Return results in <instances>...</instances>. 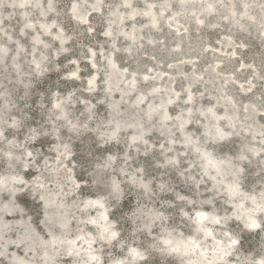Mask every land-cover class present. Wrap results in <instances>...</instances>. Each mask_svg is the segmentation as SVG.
<instances>
[{
  "label": "rangeland",
  "instance_id": "rangeland-1",
  "mask_svg": "<svg viewBox=\"0 0 264 264\" xmlns=\"http://www.w3.org/2000/svg\"><path fill=\"white\" fill-rule=\"evenodd\" d=\"M123 1L124 0H104V10L107 12L108 9L113 7V4L114 6L118 5L120 10L124 9L122 6ZM159 1L162 0H157V2ZM71 2L72 0H56V12L48 16L49 20L56 19L57 23L69 36L70 39L67 44L69 51L53 58V54H55L59 48L52 38L42 36L44 40L49 43L50 48L47 70L43 75H37L31 66L33 65V63L30 62L32 47L29 40L32 32L26 29L25 35L20 33L23 22L20 20L18 14H14L13 16L10 15L8 19L3 21L5 27L11 30L13 29L12 34L14 43L11 42L9 45L10 53H14V44L17 41L25 46V51L21 58L24 64L22 69L23 77L21 76L22 79L20 82L16 81V73L11 69L9 61H7V68L5 70L0 67V80L2 81L0 93L4 90H9L13 101L9 113L10 115H8V121H19V127L17 129H11L9 124L8 127L5 128V142H0V148H3L5 153V149L7 147L10 149L12 146L6 141L15 137L17 140L16 143H14L15 146L11 147L13 150L10 149L14 152L11 157L21 154L23 149L17 146L23 144L26 148L29 147L35 159L31 162H26L34 170L32 172L22 173L21 167L13 166L16 169V173L18 172L17 174L21 176L24 182L23 184L28 183V187L21 191L18 190L16 193L18 196L14 201L9 195L13 187L7 188L9 185L6 186V189L1 191L0 206L3 203L11 201L10 205L16 210L14 211L16 215L18 216V213L25 215L23 220H27L29 223L31 222L30 225L34 227L37 233L36 237H40L44 241H47L49 237L47 227L51 228L55 234L59 233L58 228L47 224V220L44 217V212H46L48 205H41L37 198L41 193L40 191L47 190L50 192L49 196H47L48 199L57 198L56 201L51 202V204L49 203V206L53 205L54 209L58 210L57 208L60 206L58 204V198L65 199L64 203L66 204H63L62 208H66L67 211L59 214L55 213L57 211L54 210L52 211V215L55 219L63 218L62 215H66L68 218L71 217L69 218L71 231L66 234V240L76 238L80 233H84L86 236H89V233H91L93 236H96L97 228L92 229L86 221L92 218L93 214L97 216L99 212H96L92 207L88 209L82 207V203L88 197L105 196L108 191L109 180L115 177L117 181L123 182L121 183V187L124 189V195L119 201L109 200L106 203L109 212L108 218L115 223V227L120 233L119 239L117 243L107 246L101 244L98 240L93 244L95 252L101 254V261H103L104 264H108L110 258L114 260H128V249L134 245H136L140 251L144 252L147 264H190L185 258L173 257L162 248L167 246L164 244L165 239H163V230L167 228L174 234L183 237H188L190 235L195 236L196 226L189 217L194 214L196 209L204 208L208 211H213L215 209L220 216L227 215L231 217L227 223L226 230L230 235L237 238V245H239L240 248H238L237 254L234 253V255L236 259H243L241 260V264H249L251 260L264 256V226L261 227L263 231L260 233H252L246 231L244 224L237 221L235 216L231 213V208L236 203L231 204L228 200L232 198H229L226 190L227 184L225 182H223V184H212L214 186L213 190L211 189L210 180L205 178L200 171L198 162L201 161L197 155H195L196 153L191 152L190 149L183 152L184 146L181 143L182 138L178 135L179 132L175 126L171 127L174 131L173 137L175 140V142H173V152L167 150V145L170 144L171 141H168L165 136L159 134L157 130L147 135L146 141L143 142L138 149H133L128 145L129 132H119V140L115 142L109 140V138L105 136V133L109 131V124L107 123L109 119V100L106 98L104 92L103 79L106 77L104 57L109 56L111 53V43L106 39L104 33L105 25L107 24V15L106 13L105 15H95L91 12L88 17L89 21L86 23L87 26L81 25L74 21L69 15ZM84 5L90 7V0H87ZM135 5L136 8L140 10L143 9V4L137 0L135 1ZM0 9L4 12H8L6 7H1ZM237 9L240 10L239 5H237ZM31 14V19L39 26V17L35 12ZM164 21L165 19L163 18L161 30L169 38V44L166 47L171 49L173 48L177 36L181 34L177 29H183L185 26L183 24H178L179 26L177 25L178 27L175 28L164 23ZM138 24L142 25V20H139ZM89 27L92 29L91 31H88ZM53 28H56V26ZM147 28L149 27L146 26L144 30H148ZM127 29H129V25L126 26L125 30ZM188 31L194 39H197L200 35L205 38L201 51L184 53L178 57L167 56L164 50L166 47L161 45L162 41L160 39L157 40V48L152 50L144 37L142 41L145 43L141 46L143 47L142 54H140L137 59H134L125 55L124 48L126 42L121 39L122 34L114 30L113 32L119 46V49L114 53L117 63L121 68L128 67L130 71H139L135 78L139 80L138 86L140 91L143 92H147L153 86L155 80V78H151L149 75V81H143L142 78L144 73L148 72L151 74L167 71L170 69L169 64L171 62L183 60L185 63L183 68L184 73L190 71L189 64L191 65V62L196 63L199 72H202L207 65L218 63L221 81L226 78L230 79L227 85L230 87L229 92L235 97L239 104L238 111L241 114L245 112V108H243L246 105L245 102H256L260 111V113H258V118L260 123L264 125V45L259 31L253 29L250 33L233 32L232 30H228L222 23L218 27L209 24L204 28H199L196 23H192ZM232 32L235 54L229 52V49H226L224 52L221 51V46L219 44V40L224 37V35L227 36ZM144 35H146V33ZM0 41L4 42L3 36H0ZM89 49L94 50L96 53L95 59L99 68L97 91L91 95H89V92L86 91L85 88L87 78L93 73L92 68L88 65ZM138 51L139 49H137V52ZM75 59L81 69V71H79L80 78L78 81H72V79L68 78L69 71L73 70V63L71 62ZM239 66L241 69H239ZM130 71H127V75H130ZM183 75L184 74L176 75V89L180 92V101L176 106L170 109L172 119H175L176 114L186 108V102L184 101L185 93L183 92L184 83L181 78ZM27 82L29 83L28 90L25 88ZM220 84L225 86L224 83L220 82ZM250 86H252L251 89H249ZM203 89L204 87L200 85L193 88V96L196 101L194 104L198 105L200 102L207 107L211 102L209 98L205 96V93H201ZM70 94H72V99L68 107L70 110L72 109V116L77 118L81 125L87 124V128L80 125L77 128L79 129L77 134L68 132L67 129L59 123L52 111V103L55 95L58 98L65 99L68 98ZM114 98H116V96ZM63 102L67 101L63 100ZM85 104H91L93 106L94 115L91 118H88L86 114ZM2 107L3 99L0 97V109ZM216 108L219 109L218 111L221 110L219 106ZM56 119L57 124L55 123ZM194 120L189 128L192 134L200 138L204 148H213L220 157L238 155V149L241 146L240 142H243L244 139L247 140L249 144H258L257 146L264 142L262 141L261 143L257 138L253 140L248 139L244 136V132L241 130L238 132L237 130L231 134L234 138L231 143L214 147L210 141L201 135V120H199L198 117H195ZM240 123H242V120L239 124ZM55 126L59 129L58 133L60 140L64 143H70L72 151L70 155L72 161H67V163L61 167V170L58 169L59 171H57V164L60 162L57 161L56 155L58 154L56 149H62L63 145L55 146L53 143L54 137L52 134L55 131ZM223 126L227 131L229 127L226 124ZM157 127L159 128V126ZM32 129H38L40 132H47V135H40L36 141L32 143L27 139ZM162 130L166 132V130ZM148 147L151 149L149 152ZM37 152L39 153L38 158ZM171 153L177 154L176 158L179 164L173 168L164 167L162 162L168 160ZM111 154L114 156V163L109 169L107 166L105 167V165H109V162H112L109 161V159L106 160ZM260 154L264 155V150L260 151ZM8 155L9 154L5 153L2 161H0V172H10L6 169L8 166L5 164ZM25 158L27 157L25 156ZM233 159L235 162L239 160L236 157H233ZM45 161L49 162V166L54 165L52 168L56 169L51 171V176L55 174L54 181H49L47 182L48 184L45 183L43 178L44 176L45 179H47L50 174L45 167ZM86 161L88 165L84 167L83 165ZM244 162L246 163L241 164L243 175L240 181L241 189H243L244 193H241L250 197L252 195L259 196V190L262 182H264V157L252 159L251 156H249ZM97 166L100 167L97 168ZM69 167L73 169V177H70V179L64 177L65 171L69 170V173H72ZM140 167L145 171V174H143L141 178L150 181V195H145L141 189L129 183L128 177L133 173H138ZM28 170L29 169H26V171ZM36 171H38L40 175L43 174V176L41 175L42 177H38V181L42 180L45 184L41 188L39 187V183H36L35 177H33ZM93 171H96L99 179V183L96 185H93L92 177L89 175V173ZM161 183H164L163 188H161ZM60 184L63 187L62 189L57 187ZM29 187L30 189L27 191ZM63 193L65 195H63ZM180 197H184V199L181 200ZM206 199H210L212 203L209 205L202 203ZM190 201H194L195 204L189 203ZM249 201V199L245 200L246 206ZM68 205H70L71 208ZM1 211L2 209H0V223L6 224L7 216ZM150 211L158 212L161 215V219L158 222L155 221L150 223V218L147 216ZM185 213L188 215H185ZM16 215L15 217H17ZM261 220H264V218L261 217ZM18 223L19 222L12 219V222L9 224L11 229L8 232H4V239L0 236L2 240V244L0 242V250L2 251L0 253V264H15L17 261L16 258H22V253H24L23 260L26 262L28 260H34V264H42L41 254L43 250L40 246H37L38 251H36L37 253L34 252L33 256L29 255V252H24L18 248H15L13 251L11 250V247H15L17 241L20 237L23 238V234L25 233L24 230L21 229L23 226H19ZM147 227H149V230ZM219 231L220 228H215L216 233ZM201 235L202 234H200L199 237H201ZM217 238L220 239L219 236H217ZM202 241H204V239H202ZM212 243L213 242H208L206 245L212 247ZM21 244L24 243L22 242ZM44 244L49 247L52 253H55V256H53L54 263L71 264L66 256V251H68L67 243L65 246H61L57 251L50 242H45ZM84 258H87V255H84V257L79 256L78 262L83 264ZM26 262L25 264H27ZM78 262H72V264H78ZM139 264H144V261L139 262Z\"/></svg>",
  "mask_w": 264,
  "mask_h": 264
},
{
  "label": "bare ground",
  "instance_id": "bare-ground-1",
  "mask_svg": "<svg viewBox=\"0 0 264 264\" xmlns=\"http://www.w3.org/2000/svg\"><path fill=\"white\" fill-rule=\"evenodd\" d=\"M136 0H129V3H131L132 8H125L119 9L118 5L114 4L113 7L108 9L106 12L104 10V0H102V3L99 4L97 9H93V5L97 4V0H90V7L85 6V2L87 0H72L70 7H69V15L70 17L76 21L77 23L87 26L85 23H81L76 16L73 14L72 10V4L76 3L79 5L78 13H81L84 15L87 22L89 21L88 17L89 14L92 12L95 15H101L106 13L107 15V24L105 25V32H111L110 36H105L106 39H108L111 43V50L110 55L105 56V68H106V77L103 79L104 82V92L106 95V98L109 100L108 103V111H109V119L107 123L109 124V131L105 133V136L109 138V140L115 142L119 140V132H129V140L128 145L132 147L133 149H138L143 142L146 141V136L150 135L154 130H157L159 134L162 136H165L168 141H171L170 144L167 145V150H171L173 152V142L174 140V131L171 128L172 126H175L177 131L179 132V136L182 138L181 143L183 144V152H186L187 149H190L191 152L196 153L197 157L200 159L201 162H198L200 171L202 172V175L205 178H208L211 182V189L213 190L212 184H216L218 180H223L227 185L235 182L238 184L240 188V192H243V189H241V183L242 175H243V168L242 163H246V161L249 156H251L252 159H259L263 158L264 155L260 154V151L264 150V142L263 144H260L257 146L253 143H248L247 140L244 139L243 142H240V147L238 149V155L236 156H225L220 157L216 152L213 150V148H204L202 146V142L198 136H194L192 134V131H190V125L195 119V117H198L199 120H201V135H203L204 138H206L210 143L215 146H220L223 144H229L233 141V137L231 136L232 132L237 131L244 132V136H246L248 139H259L262 143L264 138V125L260 123V120L258 118V113H260L258 109V105L254 101H248L245 102V112L242 114L238 111V102L235 99V97L229 92V86L227 85V82H229V78H226L225 80L221 81L220 70L218 63H213L211 65L205 66L204 70L202 72H199L197 70L196 63L191 62L190 71L188 73H184V66L185 63L183 60L171 62L169 64V70L162 71L160 73H151L149 74L144 73L142 80L145 82L149 81V75L151 78H155L153 86L147 91L143 92L140 91L138 83L139 80L136 77V75L139 73L138 70L130 71L128 67L121 68L119 64L117 63L115 52L119 49L117 39L114 34V30L118 31L121 35V39L126 42L124 52L125 55L137 59V57L142 54L143 47H141L145 42L142 41V38H146L147 43L149 47L152 50H155L157 48V40L160 39L162 42V46L166 47L169 44V38L164 34L161 30L162 25L161 22L163 18L165 19L164 23L169 24L171 27L177 28L178 24H183L185 28L183 29H177L178 32L181 34L177 36L175 43L173 44V48H165L167 56L172 57H178L183 55L184 53H192V52H199L202 50L203 47V41L204 37L199 36L197 39H194L191 34L189 33V26L192 23H196L198 27L204 28L207 25L212 26H220L221 23L228 29L243 33H250L253 29L258 30L260 33V37L262 38L263 45H264V0H162L157 2V0H137L141 4H143V9L140 10L136 8L135 5ZM49 3H51V8H49ZM124 1L122 2L123 5ZM21 4H24V7H20ZM15 5V6H13ZM150 5H152L150 7ZM237 5L240 6V10L237 9ZM211 6V7H210ZM1 7H6L8 12H4L2 9H0V36H3L4 42L0 41V67L5 70L7 61L10 63L11 69L16 73L17 82L21 81V76L23 75L22 69L24 61L21 60L22 55L25 51V46L21 44L20 42H16L14 44V53H10V43L13 42V29H9L5 27L3 21L8 19L14 14H18L20 20L23 22L22 27L20 29V33L22 35H25V31L32 32L30 37V44L32 47L31 50V57L30 62L33 63L32 68L33 71L37 75H43L47 70V61L48 59H45V57H48L49 54V47L45 48L44 45L49 43L44 40L42 36H47L49 38H52L59 49H61V43L59 39H56V36L60 33L63 34L66 43L63 45V47L68 48L67 44L69 43V36L66 34L65 30L57 23L56 19L49 20L48 16L53 15L56 12V0H3V5ZM111 7V6H110ZM157 7V8H156ZM6 10V9H5ZM137 13L133 16V12ZM35 12L37 16L39 17V26L34 23V21L31 19V13ZM144 13H148L145 15ZM17 19V17H16ZM142 20L143 24H138V21ZM31 24L33 27L29 28L26 27V25ZM41 24H44L46 26H50L49 33H46L44 29L40 27ZM129 25V29H126V26ZM178 25V26H177ZM56 28H53L55 27ZM148 26V30H144L145 27ZM54 30V31H53ZM92 30V29H91ZM175 32V31H174ZM177 32V33H178ZM233 32L228 34L227 36L224 35L219 40V44L221 46V51H225L226 49H229V52L232 54H235L234 52V37ZM146 33V35H144ZM168 34V33H167ZM39 37V39L42 41L40 44L35 43V38ZM14 43V42H13ZM13 45V44H12ZM219 46V49H220ZM223 46V47H222ZM137 49L139 51L137 52ZM206 49V48H205ZM92 50V49H91ZM13 51V50H12ZM94 52V50H92ZM64 52H61L60 54H63ZM59 54V55H60ZM58 55V56H59ZM55 54H53L54 57H58ZM158 59V58H157ZM35 61V63H34ZM76 61V59L74 60ZM229 61V60H228ZM77 62V61H76ZM159 63V61L157 60ZM189 62V61H188ZM26 63V62H25ZM36 63H39L41 65V69H37ZM93 64H95V67H93ZM88 65L92 68V74L89 76L86 80L85 88L88 89V83L87 81L90 79H94V87L93 91H88L89 95L94 94L97 91V84H98V75H99V68L96 63L95 57L91 55L89 52L88 54ZM112 65H115L113 67ZM73 70H75L78 66V62L76 64H72ZM229 66V65H228ZM244 67V66H243ZM113 69L116 70L117 74H113ZM151 69V68H150ZM239 69L240 66H239ZM243 69V68H242ZM154 70V69H153ZM127 71H130V75H127ZM4 73V71H3ZM6 73V72H5ZM184 74L181 78L184 83L183 92L185 93L184 101L186 102V108L177 113L175 116V119H170L165 121L163 119V113H167L168 116H171L170 109L178 104L180 101L179 94L180 92L176 89V75ZM6 75V74H5ZM165 75V76H164ZM11 76V75H10ZM112 76L115 80L114 87L110 86V81L112 80ZM148 77L147 80L144 79V77ZM1 77V76H0ZM4 77V74H3ZM23 77V76H22ZM97 77V79H96ZM11 78V77H10ZM5 79V78H4ZM2 79V80H4ZM70 79V78H69ZM72 81H78V79H72ZM144 82V83H145ZM221 83H224L225 86L221 85ZM28 82L26 83V90H28ZM2 85V81L0 80V86ZM197 85H200L201 87H204L203 91L201 93H205V96L209 98L211 104L207 107L202 105L200 102L198 105H195L194 102V96H193V88ZM227 85V86H226ZM264 85V82H263ZM252 86L249 87L251 89ZM200 93V94H201ZM116 98H114L115 96ZM0 97L3 99V107L0 109V120L4 121L3 124V131L5 128L8 127V124L10 125V128L15 130L19 127V121L13 122L8 121V115H10V110L13 105V101L11 98V92L9 90H4L0 93ZM189 95L192 97L191 101L188 100ZM131 98V100H130ZM204 98V97H203ZM63 100H66L67 102H63ZM171 100L172 103H169L168 101ZM107 101V100H106ZM63 102L64 103V111L63 114L60 110H57L54 105L57 103ZM70 102L68 101V98L61 99L58 98L56 95L53 98L52 103V111L54 112L56 118L61 117L62 115H66L67 119L59 118L58 121L61 123L68 132L72 134H77L79 132V129H77L81 123L80 121L72 116V112L70 108L68 107V104ZM250 104V105H249ZM164 106V110L161 111V108ZM219 106L221 109L216 108ZM248 106V107H246ZM252 106V107H251ZM208 109H212V116L208 115ZM251 109V110H249ZM85 110L88 118H91L94 115V109L91 104H85ZM157 113L153 116H149L150 111H156ZM189 110H191V115H189ZM203 113V115H202ZM210 113V114H211ZM176 117H181V120L185 121L184 127L181 130L180 128V120H177ZM221 118H223L221 120ZM57 119L55 120V123L57 124ZM80 119V118H79ZM217 120L215 122L214 120ZM242 123L239 124V122ZM68 121H71L72 124L76 125V128L73 129ZM195 121V120H194ZM221 121V122H220ZM226 124L229 128L227 131L221 126ZM159 126V128L157 126ZM83 126V125H81ZM216 127H220L225 133L228 134L227 137L224 139H217L212 138V132L215 131ZM85 128V127H84ZM87 128V127H86ZM55 131L52 134L54 137V145L60 146V145H67L69 152L67 156L61 155V153L64 152V147L62 149H56L57 151V161L58 168L57 171L61 170V167L67 161H72L70 158V155L72 153L71 151V144L70 143H64L60 140V136L58 133V127H54ZM162 129L166 130L164 132ZM134 136H142V139H137L136 141H133ZM5 137V134H4ZM164 137V138H165ZM185 137H190L192 140V143H187L185 141ZM16 138H12L11 140L6 141L9 145L15 146L14 143H16ZM36 141V140H35ZM34 141V142H35ZM5 142L4 140L2 141ZM11 142V143H9ZM32 142V141H30ZM180 142V141H179ZM33 143V142H32ZM7 145V144H6ZM23 145V144H22ZM150 145V144H149ZM11 146V147H12ZM10 147V149H12ZM196 148H199L200 151L197 152ZM8 147L5 149L6 154H10L13 156V153ZM13 150V149H12ZM28 151H31L29 147L27 148ZM151 151L150 147H148V152ZM208 152L212 154V157L216 161H223L222 164L219 166L222 169V175L217 176V178L214 180L211 177L216 176L215 170H210L208 175H205V165L206 161L202 158V153ZM17 154V153H16ZM177 154L171 153L168 157V160H174V164H169L168 160H165V162H162L164 167L173 168L176 167L177 164H179L178 159L176 158ZM19 156V154H18ZM109 157H112V162H109V165L107 168H111L113 166L114 156L111 154L106 158L108 160ZM233 157L238 158L239 162L233 159ZM243 157V158H241ZM8 158L9 155L5 161L6 166H8ZM71 160H70V159ZM34 158H25L26 162H31ZM252 161V160H251ZM249 161V162H251ZM108 163V162H107ZM27 164V163H26ZM192 165V164H191ZM54 166V165H53ZM53 166H49V162L47 161V171L50 173L45 179L43 174H41L44 178L45 183L49 181H54V175L51 176V171L56 170L55 168H52ZM6 169L10 172H0V180H6L7 178H11L12 180L18 179L20 175L16 173V169L14 167L10 168L9 166L6 167ZM22 173L24 172H32L34 171L29 164H27V167H21ZM26 169H29L26 171ZM59 169V170H58ZM71 169L72 173H69L68 171H65V176L70 179V177H73V169ZM138 173H133L128 177L129 183L134 184L139 189H141L145 195H150L151 188H150V181L146 179H142V175L145 174V171L142 167L139 168ZM38 171L35 172V181L36 183H39L41 185L44 184V182L38 181V177L41 176ZM137 177H136V176ZM41 176V177H42ZM50 178V179H49ZM133 180L136 181V183H133ZM111 179L109 180L110 183ZM77 182V181H76ZM7 185H4L0 188V198L2 195L3 189H6L5 187H13V190L9 192V195L11 198L15 201V198L18 196L17 191L21 189H25L28 186V183L26 184H14L13 182H7ZM147 184L148 189H145L143 187H140V184ZM48 184V183H47ZM45 185V184H44ZM43 185V186H44ZM70 185V184H69ZM79 185V184H78ZM161 185L164 186V183H161ZM52 187V186H51ZM57 187H60L62 189V185H58ZM30 189V187L27 189V191ZM221 190V189H219ZM45 191V192H44ZM40 191V195L37 196L39 203L41 205H48L46 212H44V217L47 220V224L56 226L58 228L59 233L55 234L53 230L49 227V237L47 241H44L40 237H36L37 233L35 232V229L32 225H30L29 221L23 220L25 215H22L21 213H18V216L16 215V210L13 208H8L10 206V202L3 203L0 206V209H3L1 212L5 213L7 216V222L6 224L0 223V236L4 239V232L9 231L11 229L10 223L12 222V219L14 221L19 222V226H23L21 229L24 230L23 238L20 237V239L17 241V245L15 247H11V250L13 251L15 248L21 249L24 252H29L28 254L33 256L34 252L37 253L38 251L37 246L42 247L43 250L41 257H42V264H56L53 262V256H55V253H52L51 250H49V247L45 246V242H50L51 245H54V249L57 251L61 246H65L67 243V249L68 251L66 256L68 257V260H70L71 264L72 262L77 263L79 260V256L86 255L85 249L87 248V245L83 243V241L77 240L78 236L85 235L84 233H80L76 238H71L66 240L65 236L71 231V223L70 219L66 215H62L63 218H54L52 215V211H57L55 213L62 214L67 211L66 208H62L65 199L64 198H58L59 202L58 204L61 206H58V210L54 209L53 205L49 206L51 204V199H48L47 196H49L50 192L47 190ZM60 191V190H59ZM218 191V190H216ZM260 195H252L256 197L257 201H260L261 194L264 193V182H262L261 188H260ZM55 193V192H54ZM244 193V192H243ZM7 194V193H5ZM57 194V192H56ZM20 195V194H19ZM41 195L45 198L42 200L40 197ZM63 195H65L63 193ZM251 196V197H252ZM104 196H97V197H88L85 199V201L82 203V207L88 209L89 207H85V203L88 200H96L98 198H102ZM243 197L245 199L237 198L235 200L228 199L231 204L233 203H243L245 205V200L247 197L243 194ZM230 198V197H229ZM11 199V200H12ZM57 198H53L52 200L56 201ZM210 199H206L205 201H209ZM250 200V199H249ZM105 203L104 209H98L97 207H92L96 212H99L97 216L94 214L92 215V218H97L101 212H106L107 215L108 212V206L107 203L103 200ZM50 203V204H49ZM207 204V203H206ZM209 205V204H207ZM70 207V205H68ZM12 207V206H11ZM246 208L253 207L251 200L245 205ZM71 208V207H70ZM91 208V207H90ZM196 210H206L204 209H196ZM235 211L234 205L231 208V213L233 214ZM212 212V211H208ZM15 215L17 217H15ZM194 215V214H193ZM150 218V223L159 221L161 219V215L156 211H150L147 215ZM255 216L258 221L261 220V217L264 218V213H255ZM109 219V218H108ZM111 223H113L111 220H109ZM239 223L244 224L245 226V220L244 219H237ZM29 223V224H28ZM25 224V225H24ZM92 229L97 228L96 225L89 224ZM47 226V225H46ZM150 227V226H149ZM147 227V229L149 228ZM209 227H215L220 228V226H212L209 225ZM246 227V226H245ZM19 229V227H18ZM115 230L117 231L116 227ZM149 230V229H148ZM246 231L252 232V233H260L263 231V228L258 229H250L246 227ZM164 238L163 239H173L174 241L179 240L181 238L180 235L174 234L169 229H164ZM86 236V235H85ZM89 236H93L91 233H89ZM193 235H190L188 237H192ZM264 236V232H263ZM36 237V238H34ZM184 237V238H188ZM236 240L237 238L233 236ZM119 239V238H118ZM199 239L202 241L204 239L203 235L199 237ZM63 241V243H61ZM68 241H75L74 244H69ZM118 241V240H117ZM117 241H114L112 244L117 243ZM0 242L2 244V240L0 239ZM24 244H21V243ZM208 242H212L211 238H209L207 241H204V244L206 246V250L209 253V256H212V247H208L206 244ZM101 243V242H100ZM102 244V243H101ZM4 245V243H3ZM106 246L109 244H105ZM96 246V245H95ZM135 247L139 250V248L134 245L131 246ZM162 247V246H161ZM164 250L167 251V253L173 257H183L186 261L189 263L192 262V264H197L198 261H200L202 258L199 256L198 253H193L190 255H185L183 251L179 253H173L168 250V246L162 247ZM240 248L239 245L232 246V255L229 256H223L222 259H227L230 264H234V262L237 260L234 253L237 254V251ZM70 250H75L80 253V255H69L68 252ZM84 251V252H83ZM2 251L0 250V253ZM23 254L22 258H16L17 261L23 260ZM95 255L100 257L101 260V254L99 252H95ZM234 255V256H233ZM10 257V256H9ZM1 258V257H0ZM261 257H258L256 260H259ZM87 258H84V260ZM240 261L243 259H239ZM245 260V259H244ZM247 260V259H246ZM25 261V260H23ZM26 262V261H25ZM27 264H34V260H28L26 262ZM222 264L221 260H217L216 264Z\"/></svg>",
  "mask_w": 264,
  "mask_h": 264
},
{
  "label": "snow or ice",
  "instance_id": "snow-or-ice-1",
  "mask_svg": "<svg viewBox=\"0 0 264 264\" xmlns=\"http://www.w3.org/2000/svg\"><path fill=\"white\" fill-rule=\"evenodd\" d=\"M102 3V0H97V4H94L92 7L93 9H97L99 4ZM15 6V5H13ZM24 4H21L20 7H24ZM125 8H132L131 3H129V0H124V3L122 5ZM152 5H150L151 7ZM211 7V6H210ZM49 8H51V3H49ZM78 8L79 5L76 3L72 4V10L73 14L76 16V18L81 22V23H87V20L85 19L84 15L81 13H78ZM135 11L133 12V16L136 15ZM147 15L148 13H144ZM26 27H33L31 24L26 25ZM40 27L44 29L46 33H49V28L50 26H46L44 24H41ZM88 31H91V28H88ZM50 34V33H49ZM106 36H110L111 32H105ZM56 39H59L61 43L64 42L65 38L62 33L58 34L56 36ZM35 43L40 44L42 41L39 39V37L35 38ZM47 47V44L44 45ZM89 52L93 57L96 56V53L93 52L91 49H89ZM35 63V61H34ZM71 63L76 64V61H72ZM115 67V65H112ZM37 69H41V65L39 63H36ZM93 67H95V64H93ZM70 79H79V69L78 67L75 70H70L69 71V77ZM94 79H90L87 81L88 83V89L91 91L94 86ZM145 80L148 79V77H144ZM72 99V94L69 95L68 101L70 102ZM192 97L189 95L188 100L191 101ZM169 103H172L171 100L168 101ZM54 107L57 110H60L61 113L63 114L64 111V103L60 102L54 105ZM208 112L211 113L212 109H208ZM189 115H191V110H189ZM203 115V113H202ZM58 118H63L67 119L66 115H62L61 117ZM163 119L165 121L172 119L168 114L165 112L163 113ZM177 120H180V128L181 130L184 127L185 121L181 120V117H176ZM69 125L75 129L76 125L72 124L71 121L68 122ZM40 131L38 129H32L31 133L29 135L30 140H36L38 138ZM215 136L218 139H224L227 136V133H225L221 128L216 127L215 128ZM137 139H142V136H134L133 141H136ZM185 141L187 143H192V140L190 137H185ZM64 152L61 153L62 156H67L69 149L67 145H64ZM196 151L199 152L200 149L196 148ZM24 155L27 158H33V152L28 151L24 153ZM39 155V153H37ZM9 158L11 159V155L9 154ZM202 158L206 161L205 165V175L209 174L210 170H215L216 176H212V179H216L217 176L222 175V169L219 166L220 164L223 163V161H216L212 157L211 153L204 152L202 153ZM243 158V157H241ZM109 161H111L113 158L109 157ZM169 164H174V160H168ZM27 167V164L25 165ZM45 167H47V162L45 161ZM21 184H23V181H19ZM217 183L223 184V180H218ZM3 184V181L0 180V185ZM141 186L145 189H148L147 184H141ZM39 187H43V185H40ZM112 188L114 191H119V186L115 182H113ZM161 188H163V185H161ZM226 190L228 192V195L230 198L233 200L240 198V199H245L243 197V194L240 192V188L237 183L233 182L229 185L226 186ZM42 200L45 198L43 196L40 197ZM181 200L184 199V197H180ZM246 199H250L252 202L253 207L251 208H246L243 203H236L234 204L235 211L233 215L235 216L236 219H244L245 220V226L250 228V229H258L264 226V220L258 221L255 213H264V193L261 194L260 201H257L256 197H247ZM189 203L195 204L194 201H190ZM202 203H207L211 204L212 201H204ZM85 207H97L98 209H104L105 208V203L103 202V198H98L96 200H88L85 203ZM227 211V210H225ZM185 215H188L185 213ZM193 224L196 226L195 227V232L196 235L188 238H184L181 236L179 240L174 241L173 239H166L164 240V244L168 246V250L173 252V253H179L183 251L185 255H190L193 253H198L199 256L202 258L200 261L197 262V264H216L217 260L222 261V257L225 255H228L230 253V250L232 246H234L237 243V240L229 234L228 231H223V239H218L216 236L215 232V227H209V225L212 226H220L226 224L227 221L230 219L229 216L224 215L220 216L217 211L214 209L212 212H208L205 210H196L194 212V215L189 217ZM47 222V221H46ZM88 224L96 225L97 227V235L96 236H85L81 235L77 237V240L83 241L84 244L87 245V248L85 249V253L87 255V259L83 260V264H100V257L95 255V249L93 248V244L96 243L97 240L101 241H108L112 242L115 240H118V237L120 233L115 230V227L113 223H111L108 219V215L106 212H101L100 215L97 218H90L88 221H86ZM200 234L203 235L204 241H207L209 238L212 240V256H209L208 251L206 250V246L204 244V241H201L199 239ZM63 243V241H61ZM69 244H74L75 241H68ZM69 255H80L78 251L75 250H70L68 252ZM128 256L129 259L126 262L125 260L121 259H115L113 261V264H139V262L144 261V264H147L145 254L144 252L138 250L135 247L129 248L128 249ZM15 264H25V261L19 260L16 261ZM80 264V262H78ZM192 264V262H190ZM259 264H264V259L259 261Z\"/></svg>",
  "mask_w": 264,
  "mask_h": 264
},
{
  "label": "clouds",
  "instance_id": "clouds-1",
  "mask_svg": "<svg viewBox=\"0 0 264 264\" xmlns=\"http://www.w3.org/2000/svg\"><path fill=\"white\" fill-rule=\"evenodd\" d=\"M2 5H3V0H0V6H2ZM60 43H61V42H60ZM65 43H66V40H64V42L61 43V49H59V50L55 53L56 56H58L61 52L66 53V52L69 51L68 48L63 47V45H64ZM44 47H45V46H44ZM48 47H49V45H47V47H45V48H48ZM45 59H48V57H45ZM77 67H78L79 71H81V69L79 68V66H77ZM57 70H58V68H57ZM93 90H94V89H92L91 91H93ZM86 91H89V89H86ZM58 119H59V118H58ZM68 122H69V121H68ZM3 124H4V121H3V120H0V142H2V141L4 140ZM83 127L86 128V127H87V124L83 125ZM30 133H31V130H30ZM40 135H47V132H40L39 135H38V137H39ZM27 139H28L29 141H32V142L35 141V140H30V139H29V136L27 137ZM9 143H11V142H9ZM17 147L22 148L23 151L21 152V154H20L19 156L11 157V159L8 158L7 163H8V166H9L10 168H12L13 166H15V167H26V166H25V165H26V161H25V155H24V153L28 152V150H27V148H26L25 145H18ZM37 153H38V152H37ZM4 155H5V153H4V149H3V148H0V161H2ZM38 156H39V155H37V158H38ZM34 159H35V158H34ZM87 165H88V162L86 161L85 164H84L83 166H84V167H87ZM99 167H100V166H97V168H99ZM89 175L92 177V183H93V185H96V184L99 183V179H98V177H97V173H96V171L90 172ZM113 182H115L116 184H118V186H119V191H114V190H113V188H112ZM121 183H123V182H122V181H117V180L115 179V177L111 178V181H110V183H109V185H108V191H107V194H106L104 197H102L103 200H104L105 202H107V201H109V200H117V201H119V200L123 197V195H124V189L121 187ZM133 183H136V181L133 180ZM140 187H142L141 184H140ZM21 190H22V189H21ZM41 196H42V195H41ZM230 219H231V217H230ZM230 219H229V220H230ZM229 220H228V221H229ZM228 221H227V223H228ZM227 223L224 224V225H222V227L220 228V231L216 233V236H219L221 239H223L222 232H223V231H227V230H226V229H227ZM113 225H114V227H115V223H113ZM98 241H100L102 244H109V245H111V244L114 242V241H112V242H108V241H101V240H98ZM115 241H117V240H115ZM229 255H232V250H230V253H229L228 255H225V256H229ZM262 259H264V256H261V258H260L259 260H256V259L251 260V261L249 262V264H259V261H261ZM113 261H114V259H111V258H110L109 261H108V264H113ZM125 261L127 262L128 260H125ZM100 264H104V262L100 260ZM222 264H230V262H229L227 259H222ZM234 264H241V261H240L239 259H237V260L234 262Z\"/></svg>",
  "mask_w": 264,
  "mask_h": 264
},
{
  "label": "water",
  "instance_id": "water-1",
  "mask_svg": "<svg viewBox=\"0 0 264 264\" xmlns=\"http://www.w3.org/2000/svg\"><path fill=\"white\" fill-rule=\"evenodd\" d=\"M79 10V9H78ZM113 74H117V72H116V70L115 69H113ZM96 79H97V77H96ZM114 85H115V80H114V77L112 76V80L110 81V86L111 87H114ZM94 87V86H93ZM162 110H164V106L161 108V111ZM249 110H251V109H249ZM157 113V110L156 111H150L149 112V116H154L155 114ZM208 115H213L212 113L210 114V113H208ZM223 118H221V120H222ZM215 122H217V120L215 119L214 120ZM221 122V121H220ZM223 128H224V126L223 125H221ZM220 128V127H219ZM227 136H228V134H227ZM226 136V137H227ZM216 138V136H215V131L214 132H212V138ZM218 139V138H217ZM3 181V184L2 185H0V188L2 187V186H4V185H7L8 183L7 182H13L14 184H19L20 182L19 181H23L22 180V178H21V176H19V178L18 179H14V180H12L11 178H7L6 180H2ZM21 184V183H20ZM41 184H39V186H40ZM44 185V184H43ZM7 188H10V187H7ZM41 188V187H40ZM54 200H52L51 199V202H53ZM8 208H14L13 206L11 207V205L10 206H8ZM3 210V209H2ZM0 228H2V227H0ZM235 246H237V243L235 244Z\"/></svg>",
  "mask_w": 264,
  "mask_h": 264
}]
</instances>
